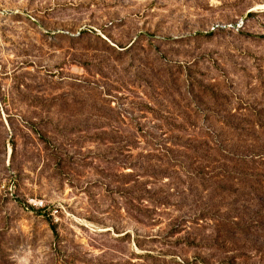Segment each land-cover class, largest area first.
Listing matches in <instances>:
<instances>
[{
    "label": "rangeland",
    "instance_id": "374dc122",
    "mask_svg": "<svg viewBox=\"0 0 264 264\" xmlns=\"http://www.w3.org/2000/svg\"><path fill=\"white\" fill-rule=\"evenodd\" d=\"M0 264H264V0H0Z\"/></svg>",
    "mask_w": 264,
    "mask_h": 264
},
{
    "label": "built area",
    "instance_id": "2783aa9c",
    "mask_svg": "<svg viewBox=\"0 0 264 264\" xmlns=\"http://www.w3.org/2000/svg\"><path fill=\"white\" fill-rule=\"evenodd\" d=\"M216 28H219V27L217 26ZM214 29H215V28H214ZM214 29H213V30H214Z\"/></svg>",
    "mask_w": 264,
    "mask_h": 264
}]
</instances>
